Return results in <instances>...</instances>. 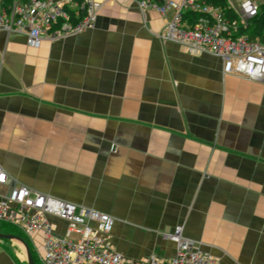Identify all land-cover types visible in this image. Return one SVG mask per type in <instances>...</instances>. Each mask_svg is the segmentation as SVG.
<instances>
[{
  "label": "crops",
  "instance_id": "0c3cea01",
  "mask_svg": "<svg viewBox=\"0 0 264 264\" xmlns=\"http://www.w3.org/2000/svg\"><path fill=\"white\" fill-rule=\"evenodd\" d=\"M98 1L91 26L37 46L0 28V191L112 215L136 262L172 258L180 226L217 264H264V80L163 39L171 9ZM16 235L41 264L39 235ZM0 264H28L23 244L0 238Z\"/></svg>",
  "mask_w": 264,
  "mask_h": 264
},
{
  "label": "built area",
  "instance_id": "2783aa9c",
  "mask_svg": "<svg viewBox=\"0 0 264 264\" xmlns=\"http://www.w3.org/2000/svg\"><path fill=\"white\" fill-rule=\"evenodd\" d=\"M141 10L151 7L160 14L172 10L161 37L186 47L190 52H207L220 59L222 74H234L250 81L264 80V41L233 36L227 18L218 8L198 0H135ZM102 7L98 0H0V28L24 33L29 46L42 38L55 40L91 26ZM235 13L242 22L258 13V5L244 0ZM187 11L204 15L190 25L183 16ZM7 174L0 166V186ZM51 218L65 225L58 231ZM0 221L19 228L32 242L40 238L41 264H217L208 253L181 235L176 226L163 236L176 243V253L169 260L150 255L136 262L113 250L109 234L112 215L93 208L16 184L0 191Z\"/></svg>",
  "mask_w": 264,
  "mask_h": 264
},
{
  "label": "trees",
  "instance_id": "16d2710c",
  "mask_svg": "<svg viewBox=\"0 0 264 264\" xmlns=\"http://www.w3.org/2000/svg\"><path fill=\"white\" fill-rule=\"evenodd\" d=\"M10 0H7V2ZM161 2L162 0H156ZM198 2H205L214 8H218L221 13L227 18L231 28L232 35H244L248 40H259L264 41V1L258 5V13L250 20L242 22L237 14L235 13L234 8L229 6L227 0H198ZM203 12L199 11H187L183 20H186L190 25H193L197 18L203 16ZM3 225H0L2 227ZM3 228V227H2ZM0 232H8L7 230L0 229ZM16 234L18 232H15Z\"/></svg>",
  "mask_w": 264,
  "mask_h": 264
},
{
  "label": "water",
  "instance_id": "95a60500",
  "mask_svg": "<svg viewBox=\"0 0 264 264\" xmlns=\"http://www.w3.org/2000/svg\"><path fill=\"white\" fill-rule=\"evenodd\" d=\"M0 238L17 240L20 243H22L24 248H25L27 263L28 264H34L31 253H30L29 246H28L27 242L21 236L13 234V233L0 232Z\"/></svg>",
  "mask_w": 264,
  "mask_h": 264
},
{
  "label": "rangeland",
  "instance_id": "374dc122",
  "mask_svg": "<svg viewBox=\"0 0 264 264\" xmlns=\"http://www.w3.org/2000/svg\"><path fill=\"white\" fill-rule=\"evenodd\" d=\"M230 3L233 4V6L235 7H238L239 4L241 2H243L244 0H228ZM253 1L256 5H260L261 2H263L264 0H251ZM0 225H3L2 227H0V229H3V230H7L8 232H18L20 234H23L18 227H16L15 225H12L10 223H7V222H3V221H0ZM25 236V235H24Z\"/></svg>",
  "mask_w": 264,
  "mask_h": 264
}]
</instances>
